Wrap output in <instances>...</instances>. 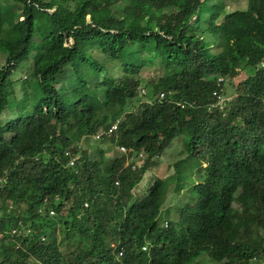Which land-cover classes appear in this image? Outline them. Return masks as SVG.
I'll return each mask as SVG.
<instances>
[{
  "label": "trees",
  "instance_id": "obj_1",
  "mask_svg": "<svg viewBox=\"0 0 264 264\" xmlns=\"http://www.w3.org/2000/svg\"><path fill=\"white\" fill-rule=\"evenodd\" d=\"M226 2L0 0V264H264V0ZM115 137L134 171L104 157ZM178 137L201 179L163 223L168 180L134 189Z\"/></svg>",
  "mask_w": 264,
  "mask_h": 264
},
{
  "label": "rangeland",
  "instance_id": "obj_2",
  "mask_svg": "<svg viewBox=\"0 0 264 264\" xmlns=\"http://www.w3.org/2000/svg\"><path fill=\"white\" fill-rule=\"evenodd\" d=\"M227 10L233 11V10H243L246 7V0H227L226 2ZM111 74H117L120 73L116 69L110 68ZM164 73L163 70L159 68L158 65H149L142 68L140 76L143 79H147L152 76L162 75ZM31 75V72L24 71L22 73H19L16 75L17 77H25L29 78ZM245 78V75H241L238 77V79L242 80ZM68 78H63L62 80H66ZM74 82L73 81H62L59 85V90L64 92H71V89L73 87ZM26 91H29V89L26 88ZM146 93L140 94V97L142 100H146ZM22 91L19 85L15 86V92L12 97L21 98ZM233 98L234 95H229L228 97ZM144 97V98H143ZM30 107V104L29 106ZM108 116L116 117L119 119V121L122 120V114L121 110L119 108L112 109L111 111L106 112ZM104 112L101 114V118L106 115ZM6 116L10 117L9 113L6 112ZM98 140L92 139V137H86L80 141V147L84 150L88 151L89 157L91 159L96 158V148L99 147L102 144H97ZM102 148V147H101ZM103 150L105 151V158L107 161H111L114 158H118L117 152L114 148V146L110 145L108 142L103 143ZM186 158V152L183 145V138L178 137L175 138L170 145L165 149L162 156L158 159L157 165L148 172L142 179V181L139 183V185L134 189V193L138 194L141 192L145 187L148 181L152 180L154 177L168 180L166 191H165V202L162 207V215L161 220L164 223L165 221L174 220L177 217V209L178 207L182 206L184 202H193L194 196L188 191V187L191 186L192 182L199 181L200 174L197 172L195 165L193 164L191 159H186V162H182ZM181 161V163H179ZM179 163V164H178ZM176 172V174H175ZM179 184L181 188L179 191L175 190L176 184ZM205 262H208L206 259Z\"/></svg>",
  "mask_w": 264,
  "mask_h": 264
},
{
  "label": "built area",
  "instance_id": "obj_3",
  "mask_svg": "<svg viewBox=\"0 0 264 264\" xmlns=\"http://www.w3.org/2000/svg\"><path fill=\"white\" fill-rule=\"evenodd\" d=\"M261 67L264 68V61L260 64ZM222 82L221 78H218V83ZM139 92L141 94H145L144 89H140ZM160 98L164 97V94L161 93L159 95ZM213 97L215 98L214 106L218 107L220 110L224 109V105L226 102L230 101L231 98L229 97H224L220 92H213ZM183 107V106H181ZM118 122L113 123L110 125L107 129H101L99 130L95 136L92 137L94 140H102L104 137H110L111 135H116V132L118 130ZM116 138V137H115ZM120 140L116 138L114 148L117 152V157H124L125 158V165L130 167L132 171H134L137 168V165L139 164L140 161H142L145 158V155L142 151H135L132 148H127L122 144H119ZM80 145V144H79ZM64 156L68 157L67 159V166L68 167H73L75 164V159L76 157H72L69 151L64 152ZM3 183V179H0V186ZM117 184V183H116ZM53 211H49V215H53ZM25 235L29 234V231L26 230L24 231ZM12 233H17V231H13ZM142 251H146L147 247L143 246ZM121 255V252L118 253V256Z\"/></svg>",
  "mask_w": 264,
  "mask_h": 264
}]
</instances>
